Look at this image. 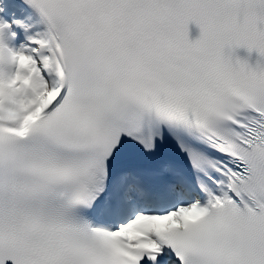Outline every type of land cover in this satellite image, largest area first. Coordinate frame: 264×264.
I'll list each match as a JSON object with an SVG mask.
<instances>
[{
  "label": "snow or ice",
  "instance_id": "obj_1",
  "mask_svg": "<svg viewBox=\"0 0 264 264\" xmlns=\"http://www.w3.org/2000/svg\"><path fill=\"white\" fill-rule=\"evenodd\" d=\"M0 264H264V0H0Z\"/></svg>",
  "mask_w": 264,
  "mask_h": 264
}]
</instances>
